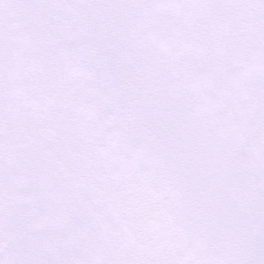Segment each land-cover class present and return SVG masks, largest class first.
<instances>
[{"label":"snow or ice","instance_id":"snow-or-ice-1","mask_svg":"<svg viewBox=\"0 0 264 264\" xmlns=\"http://www.w3.org/2000/svg\"><path fill=\"white\" fill-rule=\"evenodd\" d=\"M0 264H264V0H0Z\"/></svg>","mask_w":264,"mask_h":264}]
</instances>
